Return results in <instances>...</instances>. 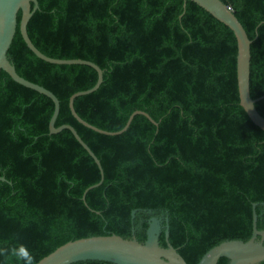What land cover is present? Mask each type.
I'll list each match as a JSON object with an SVG mask.
<instances>
[{"label":"trees","instance_id":"trees-1","mask_svg":"<svg viewBox=\"0 0 264 264\" xmlns=\"http://www.w3.org/2000/svg\"><path fill=\"white\" fill-rule=\"evenodd\" d=\"M251 46V94L264 95V0H222ZM8 51L17 72L60 100L56 127L73 126L102 163L104 176L72 131L50 134L54 101L0 74V251L26 247L37 264L60 246L116 234L147 240L152 217L170 225V242L199 264L225 241H249L253 206L264 231V130L240 103L235 32L184 0H38ZM22 12L18 15L20 24ZM264 116V99L256 103ZM86 194L89 187L99 184ZM86 194V201L84 196ZM136 211L135 216L133 212ZM161 245L167 247L165 229ZM0 264H17L10 254ZM73 264H113L82 261ZM218 264H229L221 258Z\"/></svg>","mask_w":264,"mask_h":264},{"label":"water","instance_id":"water-1","mask_svg":"<svg viewBox=\"0 0 264 264\" xmlns=\"http://www.w3.org/2000/svg\"><path fill=\"white\" fill-rule=\"evenodd\" d=\"M184 9L189 0H184ZM204 8L222 23L229 26L238 39L237 56V78L240 93V103L248 113L252 121L264 130V116L260 114L256 103L264 99V95L254 99L251 94V46L250 39L245 27L236 14L222 0H191ZM39 8L38 0H0V74L7 72L16 82L36 90L50 97L55 103V111L50 121V134L60 133L64 129L72 131L76 139L95 159L96 163L104 171L102 163L92 149L84 142L76 129L71 125L56 127L60 114V100L47 88L22 77L11 62L8 51L13 43L18 25L22 36L28 47L41 59L53 64H84L95 68L99 74V80L95 87L87 91L77 92L70 98V107L73 115L85 126L107 135H120L128 130L133 119L143 114L154 124H158L150 114L137 110L129 118L126 126L118 132H110L100 129L82 119L75 109V99L97 90L103 82V70L95 63L83 59H57L42 53L33 43L28 33V24L36 10ZM22 12L20 24L18 15ZM1 82V81H0ZM1 181H8L6 177L0 176ZM9 182V181H8ZM99 184L89 187V190L98 187ZM86 194L84 200L86 201ZM258 204L253 206V234L249 241L242 240L225 241L224 243L209 250L201 259L199 264H218L221 258H227L229 264H264V231L258 229ZM136 211L133 212L135 216ZM163 224L164 217H152L147 230V240L142 243L136 237L127 239L112 234L107 236H94L70 241L54 252L40 260L37 264H73L82 261H105L113 264H188L185 258L170 242V225L168 218ZM165 229L167 247L161 245L160 239Z\"/></svg>","mask_w":264,"mask_h":264},{"label":"clouds","instance_id":"clouds-1","mask_svg":"<svg viewBox=\"0 0 264 264\" xmlns=\"http://www.w3.org/2000/svg\"><path fill=\"white\" fill-rule=\"evenodd\" d=\"M10 254L13 256L17 264H35V258L26 247L18 246L7 250L0 251V255Z\"/></svg>","mask_w":264,"mask_h":264},{"label":"built area","instance_id":"built-area-1","mask_svg":"<svg viewBox=\"0 0 264 264\" xmlns=\"http://www.w3.org/2000/svg\"><path fill=\"white\" fill-rule=\"evenodd\" d=\"M230 9H232L231 7H229Z\"/></svg>","mask_w":264,"mask_h":264}]
</instances>
